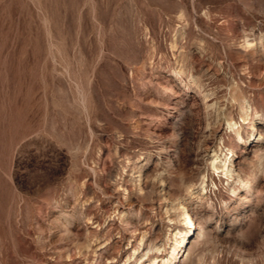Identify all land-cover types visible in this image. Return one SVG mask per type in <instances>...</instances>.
I'll list each match as a JSON object with an SVG mask.
<instances>
[{
    "label": "rangeland",
    "instance_id": "1",
    "mask_svg": "<svg viewBox=\"0 0 264 264\" xmlns=\"http://www.w3.org/2000/svg\"><path fill=\"white\" fill-rule=\"evenodd\" d=\"M263 43L264 0H0V264H264Z\"/></svg>",
    "mask_w": 264,
    "mask_h": 264
},
{
    "label": "bare ground",
    "instance_id": "2",
    "mask_svg": "<svg viewBox=\"0 0 264 264\" xmlns=\"http://www.w3.org/2000/svg\"><path fill=\"white\" fill-rule=\"evenodd\" d=\"M261 37V36H260ZM263 41V39H262ZM260 41V42H262ZM245 44H247L248 46L250 44H252V42L249 40V39H246L245 41ZM244 45V44H243ZM245 45V46H247ZM263 46H264V43H263ZM262 46V47H263ZM254 50V49H253ZM264 54V53H263ZM198 78V77H197ZM196 78V79H197ZM197 81V80H196ZM200 82V81H199ZM200 85V84H199ZM236 85V84H235ZM205 97V96H204ZM232 98L236 101L239 102L240 104V107L241 109L247 114L248 112V109L250 108V104L248 103V101L246 100V96L245 94L243 93L242 89L240 86H234L233 87V91H232ZM231 99V100H233ZM232 123V122H231ZM231 123L229 124V126L231 125ZM227 157V156H226ZM212 166L219 170L220 168L225 172L226 175H228L229 177H233V171L232 169L230 168V164L228 163V159L225 158V160H218V156L213 158L212 162H211ZM223 172V173H224ZM203 181V180H202ZM241 185L243 187L247 186V184H249L250 182V179L248 177L246 178H241L239 179ZM205 182V181H204ZM187 187V186H186ZM190 188V187H188ZM237 189V187H233L232 190L235 192ZM206 190V186L203 185L201 186V188L199 189V191H204ZM180 214L183 216V221L189 225L190 227V230H192V227L194 225V221H193V218L189 212V210L183 206L181 207V211H180ZM182 231H178L176 234H175V237H176V244L173 246L172 248V251H171V254H169V256L165 257V256H162L160 259L158 256H155V257H150V264H174L176 262V259L178 258V255L181 251V246L182 244L185 242V239H186V235L185 234H181L180 235V240L177 238V234L178 233H181ZM159 250V248H157Z\"/></svg>",
    "mask_w": 264,
    "mask_h": 264
}]
</instances>
